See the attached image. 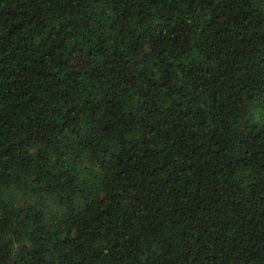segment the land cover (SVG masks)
<instances>
[{"label":"trees","instance_id":"16d2710c","mask_svg":"<svg viewBox=\"0 0 264 264\" xmlns=\"http://www.w3.org/2000/svg\"><path fill=\"white\" fill-rule=\"evenodd\" d=\"M0 264H264V0H0Z\"/></svg>","mask_w":264,"mask_h":264}]
</instances>
